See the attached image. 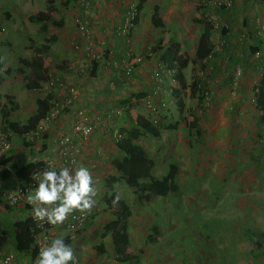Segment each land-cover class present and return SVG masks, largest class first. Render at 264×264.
<instances>
[{
	"label": "crops",
	"instance_id": "obj_1",
	"mask_svg": "<svg viewBox=\"0 0 264 264\" xmlns=\"http://www.w3.org/2000/svg\"><path fill=\"white\" fill-rule=\"evenodd\" d=\"M89 1L88 14L80 6L79 0H75L77 6L74 8L63 5L68 16L62 20V30L57 28L60 30L58 33L62 32L61 38L65 39L59 42L65 45L69 39L70 45L80 43L78 46L81 48L75 50L72 47L73 50L67 52L68 58L66 55L62 57L65 62H61L63 60L60 61V58L53 61L54 77L61 80L58 85L60 88L48 91L61 99L66 96L68 88L74 86L78 95L71 104L72 109L84 108L91 115L102 117L109 110H119L121 113L114 114L104 126L98 125L87 139L75 140L77 153L70 169L78 165L89 168L96 190L93 197L95 203L87 210L88 221L84 228L72 233L70 237V232L60 223L54 228L55 237L65 238V242L73 248L77 264H121L115 261L116 255L110 238L102 237V226L114 218L112 209L106 206L104 198L113 193L130 211L126 228L129 240L126 252L136 254L141 251L137 264H147L144 261L145 257H150L147 245L158 242L162 232L172 230L174 225L169 217L164 216L171 202L182 203L184 197L187 205L199 203L207 196L205 192L200 195V189L196 186H205L200 184L205 177L213 179L216 176L225 180L224 175L236 168L249 177L247 184L255 182L254 177L250 178L253 169L247 153L254 151L260 135L259 126H264V122L258 123V126L255 124L258 112L252 94L264 74V2L231 0L230 7L215 10L211 5L199 7L196 0H152L153 8L158 6L159 24L151 22L152 12L145 18H141L143 8L137 12L130 44L134 53V58H131L133 65L130 74L125 75L122 61L125 44L115 33V28L129 4L136 3V0ZM207 14L215 15L220 25L209 34L211 50L207 54L210 53L211 56L207 57L206 54L197 61L200 73L204 72L203 78L197 83L193 80L192 83L185 84L183 74H178L182 71L176 73L174 68L188 67L189 57L196 54L199 35L203 26L208 25ZM79 18H88V36L80 35L75 23ZM190 20H194L197 26H192L189 30L187 24ZM193 37L196 45L189 53V43ZM171 42H176L179 53L188 59L185 67L171 63L166 56L165 49ZM152 44L158 47L155 48ZM82 45L103 53L101 59L90 61ZM204 46L205 43H202L203 48ZM183 47H186L185 52ZM149 50L153 54L149 55ZM200 50L204 52V49ZM255 51L259 52L257 58L253 56ZM138 56L142 58L141 62L134 60ZM64 63L63 68L56 67V64L61 66ZM161 68H169L172 77L162 73V81L155 80L152 74L154 71L159 72ZM236 69L240 70L238 77L235 76ZM191 85L195 86H192L194 92L190 89ZM41 87L43 88L42 85ZM36 89H27L32 97L33 110L30 115L35 111L36 98L43 97L48 92L41 95ZM201 90H204L203 95ZM13 97L16 110L22 102ZM146 100L156 107L155 112L147 108ZM71 110L70 107L63 109L51 131L36 145L27 144L22 135L9 134L12 146L0 164V207L4 209L2 211L0 208V214L3 215L0 232L2 250L12 251L18 264L16 256L19 252L15 250L11 237V225L14 221L25 218L29 208L25 203L7 206L2 194L22 182L15 177L16 168L28 162L41 163L53 157V140L58 134L68 131L73 118ZM11 117L17 120L14 112ZM1 120L0 114V122ZM190 120H194V126L189 125ZM158 124L161 126L158 127ZM124 128L138 131L134 142L152 161L150 173L155 178L160 180L171 171V166L176 168L173 174L175 191L168 189L165 194H157L152 188H146L141 195L128 186L124 179L117 178L121 173L114 162L121 159L124 153L117 146L121 138L117 140L114 133L118 132L123 137ZM155 130L156 134L152 132ZM254 170L259 171V168ZM233 176L231 173L232 180ZM139 182H144L146 187L149 184L148 179H140ZM113 184L127 188L113 189ZM261 189L264 190V184ZM245 190H249L247 185ZM206 191L209 192V188ZM155 201L162 204V222L154 219L156 213H153L152 206ZM12 208L13 219L8 223L4 213H9ZM5 224L9 226V231ZM35 248L37 253V247ZM23 254L28 259L21 260L22 264H31L33 257L30 258L28 253Z\"/></svg>",
	"mask_w": 264,
	"mask_h": 264
},
{
	"label": "rangeland",
	"instance_id": "obj_2",
	"mask_svg": "<svg viewBox=\"0 0 264 264\" xmlns=\"http://www.w3.org/2000/svg\"><path fill=\"white\" fill-rule=\"evenodd\" d=\"M44 1L0 0V64L2 67L9 66L13 69L9 75L4 76V81L0 85V93H10L15 96L16 101L22 102L21 105L18 103V109L14 110L15 118L19 122H24L33 110L31 93L27 90L28 68L25 65L20 66L18 63L19 57L28 59L33 54L27 47L28 38L33 41L34 45L43 43L45 38H54L46 59V63L49 64V73L53 75V78L56 75L53 61L59 58L60 61L63 60L62 57L67 56V52L73 50L74 44L70 45L69 39L65 45L59 42L65 40L63 37L61 38L62 32L58 33L60 30H57V28L62 30L61 27L55 28L50 25L47 32L40 33L39 25L27 19V15L33 12L44 11ZM196 2L199 4V0ZM68 6L76 7L75 0H71ZM152 8V0H147L141 11V18H145L148 14L150 16ZM51 15L56 20H63L68 16V13L56 0L55 10ZM193 21L190 20L187 24L189 30L192 26H197ZM195 45L193 37L189 43L191 48L189 53L195 49ZM152 46L158 47L156 44H152ZM183 51H186V47H183ZM189 59L188 67L174 68L176 73L182 71L178 74H183L182 79L186 80L185 84H190L193 80L199 82L204 75V72L200 73L198 69L199 62L197 61L200 59L196 58L194 54ZM61 62H65V60ZM16 66L17 68H15ZM60 81V79L54 80L51 87L59 89ZM41 85L44 84L40 83V87L35 90L41 95L51 89L50 87L42 88ZM255 124L259 125L256 122ZM259 134V137H256L257 143L253 154L244 152L249 154L253 169L250 178L254 177L255 182L247 184L249 177L245 176L241 169L236 168L224 175L225 180L216 176L213 179L205 177L200 182L205 186H196L200 189V195L205 192L207 196L199 203L187 205L184 197L182 203L171 202L167 207V214L164 213V216L169 217L171 224L174 225H172V230L162 232V237L158 238V242L147 245L146 249L150 252V257H145L146 260H144L147 264H264V234H262L264 232V190L261 189L264 184V126H259ZM257 167L259 171L254 170ZM231 173L234 175L233 180ZM231 180L232 182L229 183ZM245 185L249 190H245ZM121 188L126 189L127 187L113 184V189ZM206 188H209L210 191L207 192ZM152 207L153 213H156L154 219H159L162 222L161 202L155 201ZM0 208L2 211L4 210L2 207ZM13 211L14 208L9 213H4L8 223L13 219ZM1 215L0 222L3 224ZM5 226L9 231V226L6 224ZM256 239H258V243L255 242ZM16 257L19 264H22L21 260L27 261L28 259L23 253H17Z\"/></svg>",
	"mask_w": 264,
	"mask_h": 264
},
{
	"label": "trees",
	"instance_id": "obj_3",
	"mask_svg": "<svg viewBox=\"0 0 264 264\" xmlns=\"http://www.w3.org/2000/svg\"><path fill=\"white\" fill-rule=\"evenodd\" d=\"M57 1L62 6L68 5L69 3V0ZM145 1L146 0H136L137 12L143 8ZM259 1L264 2V0ZM55 2L56 0H45L44 11L39 10L27 15V19L30 22H34L39 25L38 31L40 33L47 32L50 25L61 27L63 24L62 20H56L51 15V13L55 10ZM159 21L160 17L158 14V6H154L151 15V22L159 24ZM209 34L210 26L205 24L203 26V31L200 33L198 38L197 50L195 54L196 58L198 59H202L211 50ZM53 42L54 38L51 37L45 38L44 42L39 45H34L33 41L28 38L27 47L33 52V54L28 59L22 57L18 58L19 64L25 65L28 68L27 88H39L40 83H44L47 80L49 76V64L46 63V59ZM202 43H205L204 48L202 47ZM200 48L204 49V52H202ZM178 49V44L176 42H171V44L165 49V53L166 56L170 58L171 63H176L179 67L183 68L188 63V59L183 54L179 53ZM56 67L58 69L60 67L63 68V65L60 66L59 64H56ZM11 71V67H2L0 64V85L4 81V76L9 75ZM192 86L193 88L195 87L194 85H191V90L193 89ZM201 91V95H203L204 90ZM52 99L53 93L51 91L47 92L43 97L36 98L35 111L25 120L24 123H21L11 117L12 112H14L16 108L13 95L8 93H0V114L2 119L0 123L1 130L8 138L10 133L20 136L23 135L45 116L50 108ZM253 99L254 106L258 112L256 121L257 123H263L264 74L261 75L259 84L253 91ZM158 125V127L161 126L160 124ZM189 125L194 126V120H190ZM152 132H154V134L157 133L156 130ZM122 134L123 137L118 142L117 146L123 151L124 156L117 162H114V166L121 173V175L117 178L124 179L128 186L133 187L135 191H137V193H141V195L146 188H152L157 194H165L168 189L175 191L176 187L173 184V174L175 173L176 168L171 166V171H169L165 177L158 180L150 173L153 164L152 161L148 159L146 153L141 149V147H139V145L135 144L134 142L137 138L138 131L136 129L126 130L124 128L122 130ZM38 164L40 163L28 162L16 168L14 170L15 177L22 181L28 180L30 172ZM140 179H148V186L146 187L144 182H139ZM163 185L164 187H162ZM104 202L108 208L112 209V215L114 218L102 226V237L108 236L110 238L114 254L116 255V262L137 264L139 256L138 254L141 251L137 252L136 254H129L126 252V249L129 245L128 235L126 233L127 220L130 215L128 207L125 206L123 201L113 193H111L107 198H104ZM37 231L38 230L34 227V224L29 217L14 221L11 225V237L15 250L19 253H28L30 258L34 257L36 255L34 235ZM262 234H264V232ZM255 242L258 243V239H256Z\"/></svg>",
	"mask_w": 264,
	"mask_h": 264
},
{
	"label": "built area",
	"instance_id": "obj_4",
	"mask_svg": "<svg viewBox=\"0 0 264 264\" xmlns=\"http://www.w3.org/2000/svg\"><path fill=\"white\" fill-rule=\"evenodd\" d=\"M109 1H120V0H109ZM80 6L83 8L85 13H89L90 9V1L89 0H79ZM207 5H211L212 8L215 10H219L221 7H230L231 0H199V7L204 8ZM137 16V8L136 3L131 2L129 4L128 10L126 11L125 15L120 19V23L115 28V33L121 37L125 44V56H123V72L125 75L130 74L132 69L131 58H134L132 48L130 47L131 44V33L135 27V21ZM88 18H79L75 21L78 31L81 36H88L89 35V25H88ZM206 22L210 26V31H215L218 29L219 20L215 15L207 14ZM260 35L259 33H257ZM84 46V50L86 51L87 56L89 57L90 61L94 62L100 60L102 54L100 52L94 51L89 46ZM81 47L78 44L73 45V49L77 50ZM149 55L153 54V51L149 50ZM210 53L207 54V57H210ZM253 56L257 58L259 56V52L255 51ZM136 62H141L142 58L140 56L134 59ZM162 73L164 76H171L172 71L169 68L160 69V71H154L152 76L155 80L159 82L162 81ZM240 75V70L236 69L235 76L238 77ZM55 78L49 75L47 80L44 82V88H52L51 86L54 83ZM236 79L234 81V85H236ZM59 85V83H58ZM61 86V85H60ZM51 90V89H48ZM46 90V91H48ZM45 91V92H46ZM49 92V91H48ZM47 93V92H46ZM78 95V90L71 86L67 90L66 96L59 99L58 97L53 96V99L50 104V108L45 114V116L39 120L31 129L26 131L22 137L23 141L27 144L33 146L38 144V142L42 141L43 136L50 132L53 125L55 124L59 113L65 109L70 107L72 109L71 104L75 100ZM147 108L152 112L156 111V107H154L148 100L145 102ZM69 112V111H68ZM73 114V118L70 122V126L67 132L58 134L54 140L53 144L54 147L52 149L53 157L45 159L43 162L38 164L28 176V180L22 181L15 185L12 190H9L2 194L3 202L7 206H15L18 204L24 203L28 205L29 213L26 217H29L34 224V227L38 230L35 232L34 235V244L37 247L36 255L31 259V264H35V259L38 256L40 248L48 243L52 238L55 237L56 230L54 229L56 225H52L48 223L46 220L41 221L34 219L32 217V205L28 201L29 195L34 193L36 186L39 182V178L44 170H47L49 166H55L57 168L60 167H68L70 168L71 165L75 162V154L77 153L76 148L74 147V142L77 138L85 140L87 139L94 129L100 125L104 126L113 118L114 114H120L119 110H109L106 111L104 116L98 115H91L87 112L84 108H73L71 110ZM114 136L117 140L122 138L120 133H114ZM264 142V138H263ZM11 141L10 139L4 134V132L0 128V164L5 159L7 153L11 149ZM88 221V213L86 211H74L73 213L69 214L65 220L62 222L63 228L70 232L69 236L71 237L72 233H75L78 230H81L85 227ZM2 234L0 232V264H18L15 259V255L12 251H3L2 250ZM75 258V257H74ZM71 264V262H70ZM75 264L76 258H75Z\"/></svg>",
	"mask_w": 264,
	"mask_h": 264
},
{
	"label": "clouds",
	"instance_id": "obj_5",
	"mask_svg": "<svg viewBox=\"0 0 264 264\" xmlns=\"http://www.w3.org/2000/svg\"><path fill=\"white\" fill-rule=\"evenodd\" d=\"M1 123V122H0ZM96 190L88 167L73 168L49 166L39 178L34 193L28 201L32 205V217L52 225L62 223L74 211L90 210ZM75 264L73 248L63 236H56L44 244L35 264Z\"/></svg>",
	"mask_w": 264,
	"mask_h": 264
}]
</instances>
